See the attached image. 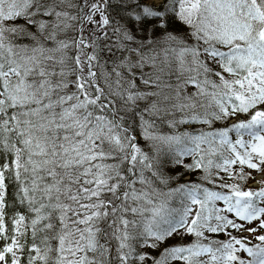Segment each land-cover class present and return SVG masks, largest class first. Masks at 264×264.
Here are the masks:
<instances>
[{"label":"snow or ice","instance_id":"6c2138e0","mask_svg":"<svg viewBox=\"0 0 264 264\" xmlns=\"http://www.w3.org/2000/svg\"><path fill=\"white\" fill-rule=\"evenodd\" d=\"M0 264H264V0H0Z\"/></svg>","mask_w":264,"mask_h":264},{"label":"trees","instance_id":"16d2710c","mask_svg":"<svg viewBox=\"0 0 264 264\" xmlns=\"http://www.w3.org/2000/svg\"><path fill=\"white\" fill-rule=\"evenodd\" d=\"M197 127H199L198 125H197ZM163 131H167V128L165 127L164 129H162ZM234 135V134H233ZM186 160H190V158H185ZM198 177H196V176H194V177H192V179H197ZM218 206H223L222 205V202H218ZM233 234H236L235 232L233 233ZM221 239H223V236H221ZM257 242V241H256ZM253 243H254V240H253ZM243 255H246V254H243Z\"/></svg>","mask_w":264,"mask_h":264},{"label":"rangeland","instance_id":"374dc122","mask_svg":"<svg viewBox=\"0 0 264 264\" xmlns=\"http://www.w3.org/2000/svg\"><path fill=\"white\" fill-rule=\"evenodd\" d=\"M254 240V239H253ZM254 243H256V241L254 240Z\"/></svg>","mask_w":264,"mask_h":264}]
</instances>
